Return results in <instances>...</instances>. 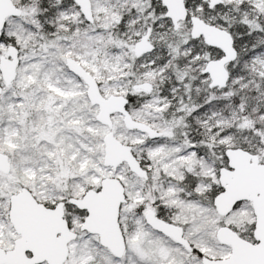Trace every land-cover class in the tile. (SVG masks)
Wrapping results in <instances>:
<instances>
[{
    "label": "snow or ice",
    "instance_id": "snow-or-ice-1",
    "mask_svg": "<svg viewBox=\"0 0 264 264\" xmlns=\"http://www.w3.org/2000/svg\"><path fill=\"white\" fill-rule=\"evenodd\" d=\"M0 264H264V0H0Z\"/></svg>",
    "mask_w": 264,
    "mask_h": 264
}]
</instances>
